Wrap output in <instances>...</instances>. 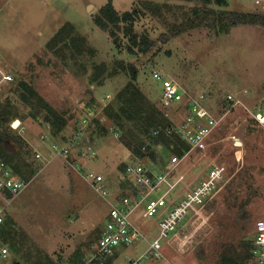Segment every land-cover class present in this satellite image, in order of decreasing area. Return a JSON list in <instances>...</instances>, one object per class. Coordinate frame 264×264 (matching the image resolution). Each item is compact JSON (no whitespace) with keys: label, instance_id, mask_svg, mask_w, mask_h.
Returning a JSON list of instances; mask_svg holds the SVG:
<instances>
[{"label":"rangeland","instance_id":"obj_1","mask_svg":"<svg viewBox=\"0 0 264 264\" xmlns=\"http://www.w3.org/2000/svg\"><path fill=\"white\" fill-rule=\"evenodd\" d=\"M107 1L0 0V104L8 111L0 133L11 137L3 146L13 156L11 166L30 180L6 206L0 247L4 244L9 255L0 264H79L90 254L107 221L110 200L128 191L122 186L127 182L122 169L136 156L120 142L121 136L141 150L149 146L158 159L144 160L156 171L166 164L171 151L165 144L152 143L134 122L120 121V128L114 117L121 106L117 93L133 79L130 67L144 106L160 109L161 83L152 78L157 71L184 89L207 95L203 104L220 121L205 155H188L182 172L194 184L215 160L226 167L225 182L208 202L211 210L206 205L200 211L205 221L189 226L200 225L193 241L183 247L175 237L161 241L162 253L172 264H217L222 254L232 255L242 241L252 239L254 222L263 210V195L242 204L250 183L264 193V129L250 118L264 105V26L189 28L188 19L203 17V6L195 0H110L118 13L141 11L134 32L154 43L145 54H131L121 31L115 44L93 22ZM208 7L216 19L220 11L264 15V3L256 6L251 0ZM64 25L63 40L47 45ZM78 40L86 48L80 53ZM2 75L10 79L2 80ZM20 81L63 116L66 124L59 132L53 133L44 122V111L34 106L37 99L18 86ZM227 95L238 100L230 110ZM91 98L95 103L88 105ZM59 147H70L71 156L80 155L84 171L100 173L110 195L94 192L81 174L56 157L54 148ZM90 151L95 159L89 158ZM35 153L41 158L35 160ZM131 220L144 237L118 248L114 264H126L127 258L144 253L158 234L156 219L143 218L139 208Z\"/></svg>","mask_w":264,"mask_h":264},{"label":"built area","instance_id":"obj_2","mask_svg":"<svg viewBox=\"0 0 264 264\" xmlns=\"http://www.w3.org/2000/svg\"><path fill=\"white\" fill-rule=\"evenodd\" d=\"M260 6L264 0H251ZM0 71L2 68L0 67ZM152 78L161 83L159 95L160 111L165 120L164 124L151 129L152 136H163L174 142H169L167 149L171 151L166 164L156 171L151 162L143 163L138 158L125 166L126 174L131 178L134 187L126 196L110 200L107 221L100 232L97 243L93 245L89 255L79 264H107L108 257H112L114 264L117 250L126 247L144 237L141 230L131 220V215L140 209L143 218H155L158 234L148 243L147 250L135 258H127L126 264H172L162 253L161 241L168 236L179 240V247L193 241L199 226L189 228L191 224L199 222L205 216L200 213L222 188L226 177V167L215 162L208 163L203 175L196 183L186 181L182 166L185 158L193 152H203L211 144V137L216 131L218 119L213 112L207 110L203 102L208 98L205 94H195L179 86L173 79L163 78L157 71L152 72ZM9 76L2 75V80H9ZM227 103L238 102L233 96L227 95ZM251 120L264 129V105L257 110ZM183 143L185 148H181ZM180 149L181 154L174 152ZM56 149V150H55ZM70 147L54 148L56 157L64 160L73 171L81 174L88 185L100 196L108 197L110 191L104 185L100 173L85 170L78 159L80 155L71 156ZM35 160L41 158L35 153ZM82 157V156H81ZM90 159H95L90 151ZM30 185V180L18 176L14 168L0 155V227L3 216L10 200ZM185 218L182 227L175 232L176 226ZM1 232V231H0ZM252 256L257 264H264V201L263 210L254 222L252 236ZM9 251L4 244L0 247V260L7 258Z\"/></svg>","mask_w":264,"mask_h":264},{"label":"trees","instance_id":"obj_3","mask_svg":"<svg viewBox=\"0 0 264 264\" xmlns=\"http://www.w3.org/2000/svg\"><path fill=\"white\" fill-rule=\"evenodd\" d=\"M195 2L203 6L199 9V12L202 14L203 17H199V14H196L195 19H188L186 23L189 28L201 25L210 26L212 28L216 27L217 25H220L223 28H229L238 24H252L264 26V15L241 13L234 10L220 11L218 19H216L214 11L210 7H208V5L215 4L217 6L222 7L227 4V0H195ZM140 13L141 11H138L137 9L118 13L114 9L111 1L109 0L99 8L98 14L93 18V22L101 30L107 32L108 35L112 38V42L115 44H118V42L120 41L118 32L121 31L123 33V36H126L129 42V46L127 47L129 53L134 54L136 52H140L145 54L150 50L151 46L154 43L153 41H150L146 36L137 35L134 32V23ZM65 33L66 25L62 26L56 32V34L50 39L47 45L50 46L56 41L59 42V40H61L62 37L65 36ZM161 41H166L165 36L161 37ZM75 42L78 47V53L86 49L84 47V44L80 43V40ZM130 68L133 72L132 81L126 83L124 87L117 93V99L120 101L121 106L119 107L118 113H116L114 117L118 121V126H120V128L123 127L120 121L134 122L141 127L143 134L147 138H149L152 143L160 142L165 145H168L169 142H174L170 139L164 138L161 135L157 137L151 135V129L156 125L158 126L164 124L165 120L163 118L162 112L158 108L150 105L147 106V104L146 106L143 105V96L134 83V80L136 79L135 70L132 69V67ZM18 86L22 87L25 91H27L30 96H35L37 100L34 106L37 109H42L44 111L43 120L51 127L53 133L59 132L65 126L66 120L63 118V116L56 110H54L52 107H50L42 98L38 97L36 92H34L33 89L28 86V84L20 81V84ZM94 103L95 101L93 98L87 101L88 105ZM232 105V102L228 103L227 110H230L232 108ZM107 113L109 114L110 112ZM7 122L8 111L4 106L0 104V127L2 124H5ZM10 140L11 137L7 136L6 134L0 133V155L3 159H5V161H7L11 165L13 162V156L6 154L3 150V146H7ZM120 142L124 145L125 148H127L132 154L136 156V158H138L143 163H148L145 162V158H150L152 160L158 159L156 153H154L153 150H150L149 146H146L144 150H141V148L133 144L132 141L127 140L125 136H121ZM179 145L181 146V148H185V145L183 143H179ZM173 151L178 154H181L182 152L179 148L174 149ZM154 160L152 162H154ZM126 164L123 166L122 170L124 172V176L127 182L124 183L122 186L128 189V191L126 193L121 194L122 197L126 196L130 190L133 191L135 187L132 183L131 178L125 172ZM13 168L16 170L17 173L21 174V172L17 170L19 168L16 165H14ZM233 170L234 169H232V171ZM237 174L238 172L231 177L228 183V188H230ZM262 195L264 196L262 190L257 187H254L253 183H250L248 187V197H246L242 205L245 206L249 202L251 196H258L259 198H262ZM211 208L212 207L207 205L208 210H211ZM240 218L242 220L246 219V217L243 216ZM0 234H3V230L0 232ZM239 247L240 250L238 252L235 251L232 255L222 254L221 259L217 264H249L248 261L253 258L251 253L252 241H242ZM111 260L112 257L110 256L107 258L106 263L110 264ZM82 261L80 263H82ZM254 264L257 263L255 262Z\"/></svg>","mask_w":264,"mask_h":264},{"label":"bare ground","instance_id":"obj_4","mask_svg":"<svg viewBox=\"0 0 264 264\" xmlns=\"http://www.w3.org/2000/svg\"><path fill=\"white\" fill-rule=\"evenodd\" d=\"M236 104H238V102H237ZM219 122H220V121L218 120V122H217V125H216V128L218 127V125H219Z\"/></svg>","mask_w":264,"mask_h":264}]
</instances>
